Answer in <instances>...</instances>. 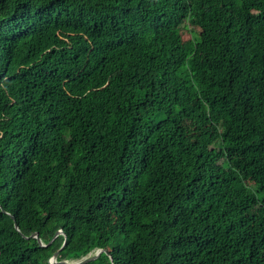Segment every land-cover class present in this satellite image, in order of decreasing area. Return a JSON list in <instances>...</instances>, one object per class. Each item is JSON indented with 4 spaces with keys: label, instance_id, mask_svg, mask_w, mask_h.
<instances>
[{
    "label": "trees",
    "instance_id": "16d2710c",
    "mask_svg": "<svg viewBox=\"0 0 264 264\" xmlns=\"http://www.w3.org/2000/svg\"><path fill=\"white\" fill-rule=\"evenodd\" d=\"M98 249L264 264V0H0V264Z\"/></svg>",
    "mask_w": 264,
    "mask_h": 264
},
{
    "label": "water",
    "instance_id": "95a60500",
    "mask_svg": "<svg viewBox=\"0 0 264 264\" xmlns=\"http://www.w3.org/2000/svg\"><path fill=\"white\" fill-rule=\"evenodd\" d=\"M5 212V210H3ZM15 227L17 230L19 229V225L17 223H15ZM60 233H64L62 230L57 231V233L55 234V237L52 239V241H50L48 244H45L42 239L39 236L38 232H35L31 235L32 238H37L40 245L41 246H48L50 245L53 240L60 234ZM66 243V242H65ZM103 252H106V249H98L95 252H91L89 253L87 256L81 258V259H67V260H62V261H58V256L60 254V251H57L53 257L51 258V262L52 263H60V264H87L90 261L95 260L98 256H100Z\"/></svg>",
    "mask_w": 264,
    "mask_h": 264
},
{
    "label": "rangeland",
    "instance_id": "374dc122",
    "mask_svg": "<svg viewBox=\"0 0 264 264\" xmlns=\"http://www.w3.org/2000/svg\"><path fill=\"white\" fill-rule=\"evenodd\" d=\"M202 30L203 28L189 23V26L187 28L183 26V30H182L183 39L184 40L191 39L195 33H200Z\"/></svg>",
    "mask_w": 264,
    "mask_h": 264
}]
</instances>
